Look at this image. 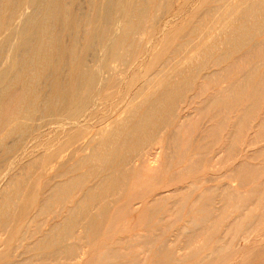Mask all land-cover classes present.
Here are the masks:
<instances>
[{"label":"bare ground","instance_id":"obj_1","mask_svg":"<svg viewBox=\"0 0 264 264\" xmlns=\"http://www.w3.org/2000/svg\"><path fill=\"white\" fill-rule=\"evenodd\" d=\"M172 3L0 0V264H136L133 243L142 241L149 251L170 227L157 226L162 232L156 242L147 233H136L120 238L122 242L102 243V251L94 256L81 245L100 236L112 238L117 214L130 202L120 199L129 191L132 197L149 193L161 184L163 170L176 165L183 164L176 173L167 172L164 187L176 183L179 175H188L198 164L197 158L194 162L185 158L191 143L199 145L200 157L214 145L235 157V143H256L262 136L264 0H200L191 18L170 27L163 40L170 46L168 57L164 46L145 68L149 78L121 99L122 106L113 111L116 115L111 117L109 110L93 121L103 104L101 93L125 84L126 72L148 49L155 26ZM172 18L160 28L161 35L176 21ZM230 112L238 114L229 116ZM251 121L256 133L246 138ZM54 129L58 132L51 135L64 140L55 149L40 150L38 143H29ZM82 139L85 143H79ZM29 145L31 157L18 164ZM219 149L207 160V168L219 162H215ZM252 152L251 158H261L264 146ZM257 164L233 161L220 175L238 180L243 191L222 178L215 182L219 175L208 174L157 195L159 203H168L174 195L198 192L187 207L186 225L174 227L157 243V264H185L211 243L215 246L199 261H213L226 250L238 253L241 239L238 243L230 236L231 230H251L264 211V164ZM183 201L175 202L179 207L166 208L175 215L173 221L181 220ZM33 203L37 208L32 213ZM154 207H147L150 215ZM255 207L262 210L260 215L253 212ZM162 215L158 221L169 220ZM201 235L207 239L201 240ZM263 253L264 245L253 251V259Z\"/></svg>","mask_w":264,"mask_h":264},{"label":"rangeland","instance_id":"obj_2","mask_svg":"<svg viewBox=\"0 0 264 264\" xmlns=\"http://www.w3.org/2000/svg\"><path fill=\"white\" fill-rule=\"evenodd\" d=\"M173 1V3L171 4V6H170V8L166 11V13H165V15H164V19H161V24L160 23H158V25L157 26H155V28H154V30H153V33L154 34H152L151 35V38L153 39L154 37H156L157 38V40H153L152 41V39H151V44H150V46L148 47V49H146V50H143V51H141L140 53H139V56H138V58H137V60L131 65V67H130V69L128 70L129 71V73L128 72H126V74H125V80L126 79H128V80H126V82L128 83V85H129V88L127 87V85H126V82H125V84L124 83H119V84H117V85H115V86H113L111 89H109V90H107L108 91V93H106L107 91H105V92H102L101 93V95H100V103H101V101H103V104L105 103V101L106 102H108V103H105L104 105L103 104H100L99 105V109H98V111H97V113L95 114V118L93 119V121L95 120V119H97L98 118V116H99V118L101 117V116H105L104 114H107V112H109V110H111V113L109 112V114H110V116L111 115H114L115 114V112H114V114H113V111H115L116 110V108H118L119 106H122L121 104V99H124L125 100V98L128 96V95H132L131 93H133V91H135V88H137V86L139 87V85L141 84V85H143L144 83L143 82H145L149 77H145V75H144V71H145V68L147 67V66H149V64L153 61V58L152 57H155L156 56V54L159 52V50L162 48V47H164V46H167V50L164 52V57H168V55H169V43H165V42H163V40H165V36L166 35H168V32H170V30L172 29V28H170V27H173V28H175V26L176 27H179L180 26V24H182V23H184L186 20H188V18H191L193 15H194V12H195V6L197 5V3L200 1V0H172ZM186 2H188V3H186ZM196 2V3H195ZM208 3V1L205 3V4H207ZM184 4H186V6L184 5ZM193 4H194V6H193ZM173 6H175V7H173ZM183 7V8H182ZM192 8H194V9H192ZM185 9V10H184ZM172 10V11H171ZM191 10V11H190ZM173 11H174V13H173ZM184 12V13H183ZM190 13V14H189ZM192 13V14H191ZM170 14H172V15H170ZM180 15V16H179ZM168 16V17H167ZM175 16V17H174ZM177 16V17H176ZM185 18H183V17ZM186 16V17H185ZM175 18L176 19V21H171V23H169L168 24V26H167V28H166V31H165V34H163V35H161L160 34V30L162 29V27L164 26V23H165V21H167V18H168V20L169 19H171V18ZM172 18V19H173ZM174 20V19H173ZM178 20V21H177ZM180 20V21H179ZM185 20V21H184ZM183 21V22H182ZM177 22V23H176ZM182 22V23H181ZM180 23V24H179ZM171 24V25H170ZM174 25V26H173ZM159 29V32H158V29ZM161 28V29H160ZM156 33H157V35H156ZM148 36H150V33H148L147 35H145V37H148ZM157 36H159V37H157ZM161 37V38H160ZM155 41V42H154ZM158 41H159V43H158ZM153 42V43H152ZM163 42V43H162ZM159 46H158V45ZM153 46V47H152ZM157 46H158V48H157ZM155 47V48H154ZM150 48V49H149ZM151 50H153V53H151L152 51ZM157 50V51H156ZM154 51H156L155 53H154ZM143 52V53H142ZM145 52H147V53H145ZM148 52H150V53H148ZM142 53V54H141ZM145 54V55H144ZM150 54V55H149ZM152 54V55H151ZM150 57V58H148V56ZM140 56H142V57H140ZM144 57V58H143ZM147 57V58H146ZM143 58V59H142ZM139 59V60H138ZM141 59V60H140ZM145 60V61H144ZM144 61V62H143ZM143 63V65L141 64V63ZM155 64V63H154ZM118 66H120L121 68H123V66L122 65H118ZM155 67H156V64L154 65ZM153 66V67H154ZM137 67H139V70H138V68ZM155 67H154V69H155ZM132 69V70H131ZM138 73H137V72ZM131 72H133V73H131ZM131 73V74H130ZM137 73V74H136ZM128 74V75H127ZM133 74V75H132ZM142 75V76H141ZM141 77V78H139V77ZM128 77V78H127ZM136 77V78H135ZM146 78V79H145ZM139 80V81H138ZM129 81V82H128ZM143 83V84H142ZM139 84V85H138ZM223 84V86H225V84L226 83H222ZM118 88H117V87ZM126 88V89H125ZM133 90H132V89ZM120 89V90H119ZM130 90H132V91H130ZM110 91H112L111 93H109ZM125 92V93H124ZM105 94H107V95H105ZM111 95V96H110ZM123 96H124V98H123ZM109 97H110V99H109ZM113 99V100H112ZM124 100H122L123 101V103H124ZM120 101V102H119ZM196 101H199L198 99H196ZM118 102V103H117ZM115 104V105H114ZM112 105V106H111ZM196 107L198 106V105H195ZM113 108V109H111V108ZM116 107V108H115ZM182 108L184 107L183 105L181 106ZM183 110V109H182ZM182 110H180V112H182ZM107 111V112H106ZM191 111V110H190ZM195 111V110H194ZM102 112V113H101ZM231 113V114H230ZM229 114V116H235L236 114H238V113H234L233 112V114H232V112H230ZM108 115V114H107ZM116 115V114H115ZM114 115V116H115ZM114 116H111V117H114ZM258 118H260V115L258 116ZM98 120V119H97ZM97 120H95V121H97ZM254 125H255V122L254 121H251V127H250V129H248L247 131H245L244 132V136L247 138L248 136H250L251 134H253V135H255L254 134V132L256 133V129L254 128ZM253 127V128H252ZM254 130V131H253ZM48 131V133H47V135H46V133L45 132H47ZM47 131H45V132H43V134L41 135V137H40V139H38L36 142L34 141V140H32V141H30L29 143H38L37 145L38 146H40V150H43V149H50V148H52V149H55L58 145H59V143H62V141H64L63 140V138H60V139H57V137L56 136H52L53 135V133L55 132H58L57 131V129H54L51 133L49 132V130H47ZM249 131V132H248ZM245 133H247V134H245ZM52 134V135H51ZM89 134H92V132L91 133H89ZM89 134L87 135V136H89ZM45 135V136H44ZM51 135V136H50ZM193 136H195V135H193ZM263 137V138H262ZM48 138H50V139H48ZM42 140V141H41ZM259 140H260V142H259ZM34 141V142H33ZM85 139H82L79 143H85ZM54 142H56V144L54 143ZM259 142V143H258ZM46 143V144H45ZM54 143V144H53ZM64 143V142H63ZM243 143V144H242ZM53 144V145H52ZM194 143H191V146H189L188 147V149L189 150H187L186 151V160L188 161L189 159V161H193V159L195 160L196 158H197V160H198V162H197V160L195 161L196 163H198V164H196V165H193V166H191V172L188 174V175H183V176H180L179 175V177H178V180L176 181V183H173V185H171V186H168V187H164V185H165V183H166V181H167V178L169 177L168 175L171 173H176V171H178L179 170V168H181L182 167V165L183 164H181V165H176V166H173L172 167V170L170 169L169 171H164L163 170V175L162 176H164V177H162V182H161V184L160 185H158V186H156L152 191H150L149 193H145L144 195L146 196H144L143 194L142 195H138L137 197H132V196H130L131 195V193H132V191H129L128 193H126L121 199H120V203H122V202H126V201H130L128 204H127V207L124 209V210H122V211H120L118 214H117V217H116V220H115V222H114V227H113V229H112V231H110V235H112V238H110V239H107L106 237H104V236H100V237H97L96 239H90V240H88L89 242V244L88 243H86V242H83L82 243V245L81 246H86L85 247V249H87L88 250V252H89V256H94L95 254H96V252L97 251H102V248L100 247V245L102 244V243H109V242H115L116 240H121L120 238H123V237H126L127 235H129V236H132V235H134V234H136V233H147V234H149V236L151 237V238H153L152 240H154L155 239V242H156V240H157V238L159 237V239H158V241L156 242V243H154L153 245H154V247H152V249H150L151 250V252H150V250L148 251L147 249L148 248H150V246L148 247V248H146L145 247V245L144 244H142L143 242L141 241V244H140V242H137V245H136V243H133V247H132V251H131V255H133L134 253H136L135 255H133V256H136L137 257V259L139 260V258H140V260L138 261L137 259V262H135L136 264H143V262H144V264H147V263H149V264H157L158 263V260L160 259V258H158V257H155L156 255H155V253H154V251L156 250V247L158 246V244H160L164 239H167L169 236H170V233H171V231H173V228L175 227V228H177V227H179L180 225H186L185 224V219H186V216L189 214L188 213V205L190 204V203H192V201L194 200V195L196 196L197 195V193L198 192H195V193H193V194H191L190 193V195L188 194L187 195V191H185V193L183 194H178V195H174V197H172V198H170L169 199V201H168V203H159V201H158V199L160 198V197H158L159 196V194H161V195H163L162 193H164V194H167L169 191H171V190H174V189H176V188H180L179 186H182V185H184L187 181H193L194 179H197L198 177H201V176H203V175H206L207 177L209 176L208 174H210V176L208 177V178H211V176L212 177H217L218 175V178H215V180H213V181H219V179H221L222 181H224V182H226V181H228V182H232L233 184H235V185H237L238 186V189L239 190H244L243 189V187H239V185H238V180H231V179H225L223 176L225 175V171H226V168L229 166V164H230V162H237V161H239V160H244V161H247V162H249V163H252V164H256V163H258V164H264V162H261V160L262 161H264V156L263 157H261V158H257V157H255V158H251V157H254V153L252 152V151H258V150H260L263 146H264V132L262 133V136L258 139V141L256 142V143H244V142H241V143H235V145L237 146V147H239L238 149H237V147H236V150H238V151H236V152H234L233 154L235 155V157L234 156H232V153H231V155L226 151V154L227 155H225V151H224V149L222 150L221 149V147L219 146V145H214L213 147H211V151H212V153H210L211 151H209L208 152V154L206 155V156H203V157H200L199 155H198V150H196V149H198L197 147L199 146V145H197L196 143L193 145ZM205 144H207V143H204V145ZM251 144V145H250ZM36 145V146H37ZM51 145V146H50ZM203 145V144H202ZM250 145V146H249ZM31 145H29L27 148H26V152H24L23 154H21V156L20 157H18V164H22L23 162H25L26 160H28L30 157H31V153H33V151H32V147H30ZM197 146V147H196ZM220 147V149H219V147ZM48 147V148H47ZM195 147V148H194ZM29 149V150H28ZM195 151H194V150ZM218 149H219V151L221 150V152H223L224 154H221L222 155V157L220 156V153L221 152H219V154H217V155H219V156H217L216 158H217V161H215V162H218V163H220V164H218V163H214L215 165H214V167L215 168H207L208 167V165H207V160L208 159H210V158H212L217 152H218ZM240 149V150H239ZM193 150V151H192ZM215 150H216V152H215ZM29 151V153H27ZM197 151V152H196ZM251 151V152H250ZM188 152V153H187ZM197 154H196V153ZM215 152V153H214ZM239 152V153H238ZM250 152V153H249ZM34 153H37V151H34ZM195 153V154H194ZM210 153V154H209ZM236 153V154H235ZM245 153H246V155H245ZM31 154V155H30ZM188 154V155H187ZM190 154V155H189ZM192 154V155H191ZM229 154V155H228ZM239 154V155H238ZM28 155V156H27ZM145 155H147L146 154V152H145ZM144 155V156H145ZM252 155V156H251ZM192 156V157H191ZM193 156H195V157H193ZM210 156V157H209ZM227 156V157H226ZM230 156V157H229ZM251 156V157H250ZM146 157V156H145ZM209 157V158H208ZM233 157V158H232ZM248 157H250V159H248ZM204 158V159H203ZM228 159V161H227V159ZM256 158L258 159V160H256ZM219 159H221V160H219ZM164 160V158H162L161 159V161H163ZM224 160H225V162H224ZM252 160V161H251ZM19 161H21V162H19ZM203 163H202V162ZM260 161V162H259ZM194 162V161H193ZM201 162V163H200ZM224 164L225 163V165H223L222 166V164ZM199 164H200V166L201 167H199ZM203 166H202V165ZM257 164V165H258ZM195 166H198V167H196L195 168ZM193 167V168H192ZM177 168V169H176ZM195 168V169H194ZM174 169V170H173ZM194 170H196V171H194ZM217 170V171H216ZM220 172H219V171ZM203 171V172H202ZM165 172V173H164ZM169 174H168V173ZM224 172V173H223ZM206 173V174H205ZM223 173V174H222ZM2 175V174H1ZM0 175V176H1ZM220 175H223V176H220ZM180 178V179H179ZM224 178V179H223ZM44 178H42V179H40V180H43ZM181 179H182V181H181ZM165 180V181H164ZM226 180V181H225ZM164 183V184H163ZM90 184V183H89ZM212 183H206L205 185H211ZM162 190V191H161ZM160 191V192H159ZM164 191V192H163ZM156 192V193H155ZM162 192V193H161ZM183 192H184V190H183ZM80 194V193H79ZM170 194V193H169ZM158 195V196H157ZM193 195V196H192ZM77 196H79V195H77ZM129 196V197H128ZM144 196V197H143ZM150 196V197H149ZM185 197H187V198H185ZM147 198V199H146ZM156 198V199H155ZM158 198V199H157ZM182 199V200H181ZM184 199H186V202H184L185 200ZM144 200V201H143ZM175 200V201H174ZM177 200V201H176ZM184 200V201H183ZM158 201V202H157ZM178 201H183V206H185V208L182 206V204H181V206H182V210H181V212H180V217H181V220H179V221H173V219L175 218V215H173V212L172 211H167V209L166 208H168V209H170L173 205H174V207L176 208V207H179L180 206V204L179 205H177V203H178ZM191 201V202H190ZM157 202V203H156ZM175 202H177V203H175ZM150 203V204H149ZM188 203V204H187ZM134 204V205H133ZM138 204V205H137ZM141 204V205H140ZM152 204H155V207H154V212H151V215H150V212L147 210L148 208L147 207H149V206H151ZM156 204H159V206L157 205V207L158 208H156ZM165 204H167L166 206H165ZM170 204V205H169ZM117 205V204H116ZM115 205V206H116ZM137 205V206H136ZM160 205H162V206H160ZM176 205V206H175ZM129 206L130 207H132L133 206V209H131V208H129ZM164 206V207H163ZM32 207H33V209H32ZM32 207H31V210H33L32 211V213L35 211V209L37 208V203H33V205H32ZM138 207V208H137ZM159 207H161V208H159ZM174 207H172V208H174ZM57 209V207H56V205H54L53 206V209ZM187 208V209H186ZM156 209H158V210H156ZM58 210V209H57ZM160 210V211H159ZM162 210V211H161ZM130 211V212H129ZM157 211H159L158 213H156V216H155V212H157ZM182 211H183V213H182ZM126 212V213H125ZM142 212H143V214H142ZM166 212V213H165ZM171 212V213H170ZM186 212H187V214H186ZM255 214H257V215H260L261 213H262V210L261 209H259L258 208V210H257V207H255V209H254V211H253ZM134 213V214H133ZM162 213H164L163 215L166 217L165 218V220L166 219H169L168 221L166 220V221H164V220H162V221H158V218L157 217H160L161 215H162ZM148 214H149V216H148ZM161 214V215H160ZM181 214H183L182 216H181ZM190 214H192V213H190ZM127 215V216H126ZM131 215V216H130ZM162 215V216H163ZM167 215V216H166ZM171 216V215H173L174 217L173 218H169V216ZM153 216H155V218L153 217ZM149 217V218H148ZM146 218V219H145ZM134 219V220H133ZM183 219V220H182ZM144 220V221H143ZM134 221V222H133ZM147 222V224H145ZM155 222V223H154ZM173 222V223H172ZM150 225H149V224ZM154 223V225H152ZM159 223V224H158ZM161 223V224H160ZM169 223H172V225L171 224H169ZM137 224V225H136ZM157 224V225H156ZM167 224H169L168 226H166ZM264 211H263V215H262V217L259 219V221L257 222V223H255V226L254 227H250L251 228V230H248L247 231V227L245 228V227H241V228H239V229H237V231H233V230H231V233H230V236L232 235V236H235V238H236V241L240 238L241 239V242L239 243V241L240 240H238V243H239V249H240V251L238 252V253H236V254H231L232 253V251L231 250H226L225 252H223L220 256H218L216 259H214L213 261H202V260H200L199 261V259H202V257L204 256V254H207V253H209V251L212 249V246L214 247L215 246V244L214 243H211V244H208V246L206 247V249H205V251H203L202 253H200L199 255H197L196 257H191V258H189V259H186L185 260V264H193V263H195V264H259V263H261L262 262V264H264V253L263 254H260L261 256H258V257H254V259H253V256H254V254H253V251H254V253H255V250H257V249H259V247H261V246H263L264 245ZM146 225L148 226V227H146ZM152 225V226H151ZM161 225V226H160ZM163 225V226H162ZM182 225V226H183ZM157 226H159L160 228H162L161 230H163L164 228H168V227H170V228H168V231H166V229H165V234H159L160 232H162ZM154 227H157L156 229H157V231L155 232V231H152L151 229L153 228V230L155 229ZM144 228V229H143ZM174 228V229H175ZM241 229V230H240ZM140 230H142V231H140ZM146 230L148 231V232H146ZM149 230H151V231H149ZM255 230H257V231H255ZM263 230V231H262ZM136 231V232H135ZM144 231V232H143ZM159 231V232H158ZM247 232V235L245 236V233ZM250 231V232H249ZM150 232V233H149ZM237 232V233H236ZM255 232V233H254ZM240 233V234H239ZM248 233H249V235H248ZM159 234V236L157 237L156 235H158ZM235 234V235H234ZM239 234V235H238ZM260 234V235H259ZM263 234V235H262ZM119 235V236H118ZM237 235H238V237H237ZM262 235V236H261ZM168 236V237H167ZM240 236V237H239ZM201 237V240H202V238L203 239H207L206 238V236L205 235H201L200 236ZM246 238V239H248V241L249 242H251V243H249L248 241H245V240H243L242 238ZM105 238V239H104ZM261 239V240H260ZM263 239V240H262ZM162 240V241H161ZM159 241H160V243H159ZM260 241H261V243H260ZM119 242H122V240L121 241H119ZM257 242V243H256ZM263 242V243H262ZM158 243V244H157ZM242 243V244H241ZM249 245H247V244ZM135 244V245H134ZM255 244H256V248H254L255 247ZM140 247H139V246ZM142 245H144V247L142 246ZM252 246V247H251ZM254 246V247H253ZM135 247H137V248H135ZM139 247V248H138ZM244 247H245V249H246V251H244L243 252V250H244ZM251 247V248H250ZM142 248H143V250H142ZM96 249V250H95ZM134 249H136L135 251H134ZM253 249V250H252ZM95 250V251H94ZM138 250H142L141 251V253H139L140 251H138ZM251 250H252V252H251ZM147 251V252H146ZM139 254H138V253ZM146 252V253H145ZM148 252H150L149 253V255H151L150 257H149V255H147L148 254ZM250 252V253H249ZM145 253V256L143 255ZM239 254V255H238ZM245 254V255H244ZM242 255V256H241ZM244 255V256H243ZM253 255V256H252ZM249 256H251V258L249 257ZM237 257V258H236ZM146 258V259H145ZM149 258V259H148ZM250 258V259H249ZM262 258V259H261ZM155 259V260H154ZM192 259V260H191ZM245 259V261H243ZM256 259V260H255ZM143 260H145V261H143ZM157 260V262H155ZM233 260H236V262L235 261H233ZM248 260V261H247ZM252 260H253V262H252ZM142 263H141V262ZM192 261V262H191ZM198 261V262H197ZM151 262H153V263H151ZM189 262V263H188ZM248 262V263H247ZM250 262V263H249Z\"/></svg>","mask_w":264,"mask_h":264}]
</instances>
